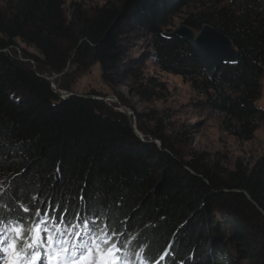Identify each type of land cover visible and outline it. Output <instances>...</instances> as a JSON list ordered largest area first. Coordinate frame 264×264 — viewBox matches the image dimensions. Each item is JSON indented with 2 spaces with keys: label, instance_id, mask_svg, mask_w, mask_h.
Segmentation results:
<instances>
[{
  "label": "trees",
  "instance_id": "obj_1",
  "mask_svg": "<svg viewBox=\"0 0 264 264\" xmlns=\"http://www.w3.org/2000/svg\"><path fill=\"white\" fill-rule=\"evenodd\" d=\"M191 5L183 23L212 25L237 51V61L212 76L186 40L163 35ZM132 34L147 37L153 64L187 80L228 133L253 138L264 120L256 104L264 0H120L92 11L80 1L69 13L65 0H0V213L28 208L32 220L37 209H51L58 219L55 206H70L118 229L122 253L140 264H264V154L234 170L195 153L185 159L169 138L142 142L124 113L92 98L62 99L40 75L89 58L120 74ZM18 42L38 52L24 55L36 69L10 53Z\"/></svg>",
  "mask_w": 264,
  "mask_h": 264
},
{
  "label": "rangeland",
  "instance_id": "obj_2",
  "mask_svg": "<svg viewBox=\"0 0 264 264\" xmlns=\"http://www.w3.org/2000/svg\"><path fill=\"white\" fill-rule=\"evenodd\" d=\"M80 1H83L88 11L109 1L120 2L65 0L66 13L71 11L74 2ZM193 8L191 5L183 9L167 30L182 26L183 18ZM127 38L120 74L104 72L99 63L89 58L85 65L67 64L61 72H43L40 75L49 81L56 93L59 90L100 100L113 110L124 113L130 127L142 142H153L161 146L157 135L169 138L185 159L195 153L210 166L234 170L239 165H252L264 154V120L258 122L252 139L244 141L235 138L225 130L222 118L204 107L203 96L187 80L161 71L153 64L148 57L150 47L146 36L132 34ZM10 53L36 69L35 60L24 56L28 53L40 57L33 47L18 42ZM260 82L261 91L256 104L264 109V73ZM58 96L62 99L68 97L64 94ZM137 125L153 135H145ZM213 216L215 220H220L218 214ZM229 248L235 253V247L229 245ZM130 255L129 261H122V264H138L134 254ZM247 263L246 260L242 261V264Z\"/></svg>",
  "mask_w": 264,
  "mask_h": 264
},
{
  "label": "snow or ice",
  "instance_id": "obj_3",
  "mask_svg": "<svg viewBox=\"0 0 264 264\" xmlns=\"http://www.w3.org/2000/svg\"><path fill=\"white\" fill-rule=\"evenodd\" d=\"M55 208L58 219L50 215L51 209H37L32 220L23 215L28 208L18 209L15 215L0 213V264H122L118 229L110 223L98 227L96 220L73 212L70 206ZM69 213L74 220L68 219Z\"/></svg>",
  "mask_w": 264,
  "mask_h": 264
},
{
  "label": "water",
  "instance_id": "obj_4",
  "mask_svg": "<svg viewBox=\"0 0 264 264\" xmlns=\"http://www.w3.org/2000/svg\"><path fill=\"white\" fill-rule=\"evenodd\" d=\"M165 37L186 40L189 43V54L203 67L207 75L212 76L221 63H235L237 51L232 40L210 24H203L195 30L187 24L163 32ZM58 94L72 95L70 92L57 91Z\"/></svg>",
  "mask_w": 264,
  "mask_h": 264
}]
</instances>
